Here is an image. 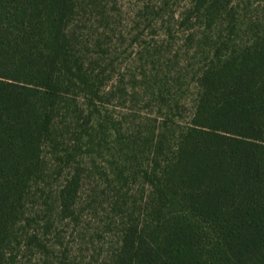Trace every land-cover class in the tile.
Masks as SVG:
<instances>
[{"label":"trees","instance_id":"16d2710c","mask_svg":"<svg viewBox=\"0 0 264 264\" xmlns=\"http://www.w3.org/2000/svg\"><path fill=\"white\" fill-rule=\"evenodd\" d=\"M109 4L0 0V264H74L69 230L92 208L110 212L102 234L118 227L97 264H264V7L145 3L138 18L164 38L138 45L127 87L108 85L122 59ZM125 93L156 112L104 113Z\"/></svg>","mask_w":264,"mask_h":264},{"label":"rangeland","instance_id":"374dc122","mask_svg":"<svg viewBox=\"0 0 264 264\" xmlns=\"http://www.w3.org/2000/svg\"><path fill=\"white\" fill-rule=\"evenodd\" d=\"M109 1V7L108 10L110 11L109 15H114V17L111 19V25L109 27L110 29V37L112 39L111 42V49L114 51H118L117 53L120 54L121 58L117 65H114L115 73L114 77L108 80V85L114 86L117 84L119 79L123 80V84L129 87L133 83L134 76H137L140 78L142 76V72L140 70L141 62L139 60V44H143L145 42L154 43V42H161L163 40V36L161 33L154 34L151 32V30H145L144 29V22L143 18H138L141 13L142 7L145 5V3H148L151 6H155L156 3H158L159 0H108ZM117 2V5L114 4V2ZM188 0H169L171 5L176 9L175 11H181L185 5L187 4ZM254 7L249 9V14L252 16H261L262 15V9L264 7V0H251ZM120 13L118 14V12ZM84 21L81 22L79 29L84 30ZM139 25V26H138ZM104 27V26H103ZM90 25H87L85 28V33L90 32ZM114 31V35H113ZM140 34L141 38L139 42L134 44L133 36ZM122 36V40L119 38ZM115 53V52H114ZM183 57V56H182ZM195 63V62H193ZM196 64V63H195ZM183 65V64H182ZM181 65V67H183ZM174 66V65H171ZM137 78V79H138ZM139 80V79H138ZM152 84H148V86H151ZM132 96L128 93H125L122 95L118 94L113 100L106 104V108H104V113L107 112L108 114L114 116L115 118L119 120H124V118L130 119L135 118L136 123L138 124L140 122V118H145V114L149 115L151 113L156 112V108L154 105L143 102V97L138 96L135 99L131 98ZM135 110L137 113H133L132 111ZM190 111H187L184 118L188 116ZM134 115V117H132ZM99 152H104L103 158H100ZM107 150L103 149L97 150L95 149L93 152V157L97 161L98 167H105L108 165V163L105 161L109 158L107 157ZM79 160L82 162L83 167H93L91 157L85 156L84 158H79ZM91 171V170H90ZM89 171V172H90ZM95 171V170H94ZM67 173L64 171L62 173V178L66 176ZM86 178V184L85 189H89L95 186L96 179L99 178V173L93 172L92 173H83ZM58 179H55L53 182L54 186H58L60 184V177ZM89 186V187H88ZM101 190L97 189L95 194L96 197H98V201L96 203H99L102 201V199L99 198V193ZM106 202L108 201L106 198H104ZM87 204H85L83 207H86ZM107 204H104L106 206ZM93 209V208H92ZM92 209H89L85 211L84 218L82 220V223L79 227L76 229V234L73 235L75 231H73V227L69 230L68 235V242L70 243L69 251L71 253L70 256V262L74 264H79L80 261L81 264H97V261L100 259V256L104 255V253L107 251L110 245L114 244L117 239L116 231L118 230V227L115 225L111 229V231L107 230V233H103V231L106 230V223L109 220L110 212H100L98 215L94 214V211ZM91 211V212H90ZM105 213V214H104ZM68 231V230H67ZM115 231V233H114ZM98 232V234H97ZM72 236H71V234ZM100 233V234H99ZM99 235V236H98ZM22 264H44L43 262L38 261V257L34 256H28L22 259Z\"/></svg>","mask_w":264,"mask_h":264}]
</instances>
